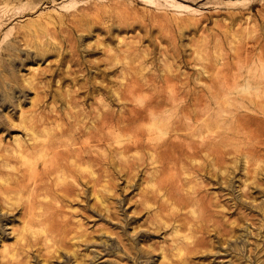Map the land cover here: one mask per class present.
<instances>
[{"label": "rangeland", "instance_id": "1", "mask_svg": "<svg viewBox=\"0 0 264 264\" xmlns=\"http://www.w3.org/2000/svg\"><path fill=\"white\" fill-rule=\"evenodd\" d=\"M0 264H264V0H0Z\"/></svg>", "mask_w": 264, "mask_h": 264}, {"label": "bare ground", "instance_id": "2", "mask_svg": "<svg viewBox=\"0 0 264 264\" xmlns=\"http://www.w3.org/2000/svg\"><path fill=\"white\" fill-rule=\"evenodd\" d=\"M150 110H151V109H150ZM152 110H153V109H152ZM152 110H151V111H152ZM151 111H150V112H151ZM110 113H111V112H110ZM98 118H99V117H98ZM115 118H116V117H115ZM99 119H101V118H99ZM96 120H97V119H96ZM100 121H101V120H100ZM104 121H105V120H104ZM162 122H163V119H162ZM104 123H105V122H104ZM131 124H132V123H131ZM165 124H166V123H165ZM153 125H154V124H153ZM158 125H159V124H158ZM151 126H152V125H151ZM91 127H92V126H91ZM104 127H106V126H104ZM153 127H154V126H153ZM88 128H89V127H87L86 129H88ZM92 128H94V127H92ZM92 128H91V129H92ZM107 128H108V127H107ZM101 129H102V128H101ZM78 131H79V130H78ZM88 131H89V130H88ZM105 131H106V130H105ZM162 131H163V130H162ZM90 132H91V131H90ZM94 132H96V131L94 130ZM97 132H98V131H97ZM160 132H161V131H160ZM98 133H99V132H98ZM151 133H152V132H151ZM151 133H149V134H151ZM160 137H161V136H160ZM160 137H159V138H160ZM133 138H134V137H133ZM133 138H132V139H133ZM159 138H158V139H159ZM86 139H87V138H86ZM123 139H124V138H123ZM123 139H122V140H123ZM117 141H119V139H118ZM129 141H130V140H129ZM43 142H44V143L37 145V147H38V148H40V147H43V148H44V146H50V144H49L48 142H46V141H43ZM49 142H51V141H49ZM119 142H120V141H119ZM132 142H133V141H132ZM190 142H191V141H190ZM40 143H41V142H40ZM58 143H60V142H58ZM65 143H66V142H65ZM84 143H85V142H84ZM84 143H82V144H84ZM102 143H103V142H102ZM120 143H121V142H120ZM128 143H129V142H128ZM130 143H131V142H130ZM154 143H155V142H154ZM136 146H137V145H136ZM69 148H70V147H69ZM75 148H76V147H75ZM86 148H87V147H85L83 150L85 151ZM93 148H94V147H93ZM50 149H51V148H50ZM50 149H49V148L47 149L48 152H49ZM53 149H54V148H53ZM53 149H51V151H52ZM77 149L79 150V147H78ZM91 149H92V148H91ZM74 150H75V149H74ZM80 150H81V147H80ZM80 150H79L78 152H80ZM89 150H90V148H89ZM92 150H93V149H92ZM43 151H44V149H43ZM51 151H50V152H51ZM56 151H57V150H56ZM63 151H64V150H63ZM81 151H82V150H81ZM87 151H88V148H87ZM53 152H54V151H53ZM67 152H68V151H67ZM74 152H75V151H74ZM86 153H87V152H86ZM44 154H45V153H44ZM49 154H50V153H49ZM51 154H52V153H51ZM51 154H50V155H51ZM71 154H72V153H71ZM82 154H83V152H82ZM82 154H81V155H82ZM47 155H48V154H47ZM50 155H49V156H50ZM53 156H54V155H53ZM53 156H52V158H53ZM77 156H79V154H77ZM81 157H82V156H80V158H81ZM54 158H55V159H54ZM54 158H53L54 160L57 159L56 157H54ZM57 161H58V159H57Z\"/></svg>", "mask_w": 264, "mask_h": 264}]
</instances>
